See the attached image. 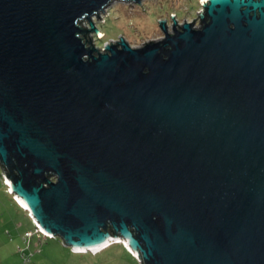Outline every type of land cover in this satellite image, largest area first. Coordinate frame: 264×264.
Returning <instances> with one entry per match:
<instances>
[{"label": "water", "instance_id": "95a60500", "mask_svg": "<svg viewBox=\"0 0 264 264\" xmlns=\"http://www.w3.org/2000/svg\"><path fill=\"white\" fill-rule=\"evenodd\" d=\"M113 1L0 0L10 193L72 251L264 264V0H204L201 27L172 16L101 52L91 18Z\"/></svg>", "mask_w": 264, "mask_h": 264}, {"label": "rangeland", "instance_id": "374dc122", "mask_svg": "<svg viewBox=\"0 0 264 264\" xmlns=\"http://www.w3.org/2000/svg\"><path fill=\"white\" fill-rule=\"evenodd\" d=\"M203 1L142 0L136 4L114 0L91 18L103 34L99 37L89 33L92 44L102 52L107 43L120 41L121 36L131 47L142 48L146 42L165 38L159 20H166L168 33L173 32L175 22L172 16H175L177 28L195 20L194 26L199 27L202 22L198 12L205 11ZM82 25L91 29L86 19ZM9 190L0 165V264H142L122 242L111 243L97 252H76L65 246L60 238L38 237L29 212L20 208ZM28 231L35 232L34 236H25Z\"/></svg>", "mask_w": 264, "mask_h": 264}, {"label": "built area", "instance_id": "2783aa9c", "mask_svg": "<svg viewBox=\"0 0 264 264\" xmlns=\"http://www.w3.org/2000/svg\"><path fill=\"white\" fill-rule=\"evenodd\" d=\"M201 19V18H200ZM201 22H202V20H201ZM203 23V22H202ZM202 25V24H201ZM201 25L199 26V27H201ZM198 26H196V28H199ZM6 182H7V186H8V181L6 180ZM9 192H10V190H9ZM17 201V200H16ZM19 203V202H18ZM34 224H35V232H37L39 235H42V236H44V237H47V238H49V239H52V237L50 236V235H48V234H45L42 230H41V228L38 226V224L36 223V222H34ZM27 235V237H30L31 235H32V233H27L26 234Z\"/></svg>", "mask_w": 264, "mask_h": 264}, {"label": "trees", "instance_id": "16d2710c", "mask_svg": "<svg viewBox=\"0 0 264 264\" xmlns=\"http://www.w3.org/2000/svg\"><path fill=\"white\" fill-rule=\"evenodd\" d=\"M4 174H6V176H7V178L9 179V180H13V177L4 169V173H3V175ZM8 181V180H7ZM4 182H6V180H5V178H4ZM7 189H8V186H7ZM17 203V202H16ZM18 205V204H17ZM19 206V205H18ZM20 207V206H19ZM21 208V207H20ZM21 209H23V208H21ZM24 210V209H23ZM28 214V213H27ZM28 217H29V214H28ZM30 218V217H29ZM30 220H31V222H32V224L34 225V227H35V224H34V222H33V220H32V218H30ZM27 233H32V235L30 236V237H33L34 236V234H35V232H26L25 233V236H26V234ZM37 233V232H36ZM37 235H38V237H42V235H39L38 233H37ZM30 237H28V238H30ZM46 239H49V238H46Z\"/></svg>", "mask_w": 264, "mask_h": 264}, {"label": "bare ground", "instance_id": "6f19581e", "mask_svg": "<svg viewBox=\"0 0 264 264\" xmlns=\"http://www.w3.org/2000/svg\"><path fill=\"white\" fill-rule=\"evenodd\" d=\"M18 202H19L18 204L21 206V208L24 207L23 209H26V207H25L24 204L20 201L19 198H18ZM26 210H28V209H26ZM120 242L124 243L123 241H120ZM120 242H119V243H120ZM122 243H121V244H122ZM124 244H125V243H124ZM108 245H110V244H106L105 246L100 247L99 249L95 250L94 252H97V251H100V250H102V249H104V248H107ZM79 251H82V250H79Z\"/></svg>", "mask_w": 264, "mask_h": 264}, {"label": "clouds", "instance_id": "9594fccd", "mask_svg": "<svg viewBox=\"0 0 264 264\" xmlns=\"http://www.w3.org/2000/svg\"><path fill=\"white\" fill-rule=\"evenodd\" d=\"M18 203V202H17Z\"/></svg>", "mask_w": 264, "mask_h": 264}]
</instances>
